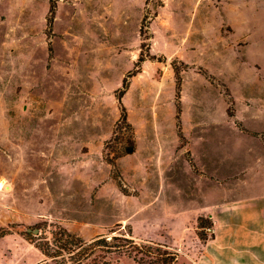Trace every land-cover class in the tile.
Wrapping results in <instances>:
<instances>
[{
	"label": "rangeland",
	"instance_id": "374dc122",
	"mask_svg": "<svg viewBox=\"0 0 264 264\" xmlns=\"http://www.w3.org/2000/svg\"><path fill=\"white\" fill-rule=\"evenodd\" d=\"M250 136H264V0H0V264H56L38 245L58 228L228 264L213 224L262 193Z\"/></svg>",
	"mask_w": 264,
	"mask_h": 264
},
{
	"label": "trees",
	"instance_id": "16d2710c",
	"mask_svg": "<svg viewBox=\"0 0 264 264\" xmlns=\"http://www.w3.org/2000/svg\"><path fill=\"white\" fill-rule=\"evenodd\" d=\"M54 10V4L50 5V13ZM175 74L178 72L175 69ZM179 77V76H178ZM178 83H179V78ZM126 83L122 86V91L126 90ZM117 123L127 128L128 132L122 134L128 146L124 149V154L134 152L133 131L127 122L124 108ZM203 220L197 219L198 223ZM212 228L209 220L207 229ZM32 242V239H29ZM43 244L38 245L43 255L56 264H121L119 259L125 257L133 264H175L177 253L164 244L152 241H135L131 232H116L113 235H98L90 242H85L79 237L69 233L63 228H58L53 242H48L46 238H41ZM33 243V242H32Z\"/></svg>",
	"mask_w": 264,
	"mask_h": 264
},
{
	"label": "crops",
	"instance_id": "0c3cea01",
	"mask_svg": "<svg viewBox=\"0 0 264 264\" xmlns=\"http://www.w3.org/2000/svg\"><path fill=\"white\" fill-rule=\"evenodd\" d=\"M250 139L253 143L244 146L243 153L251 160L252 174L263 180L253 184V189L262 193L250 195L244 204L236 202L223 208L228 215L227 229L216 230L213 224V253L227 255L228 264H243L242 259L248 255L252 256L251 264H264V136H250ZM208 217L213 219V213Z\"/></svg>",
	"mask_w": 264,
	"mask_h": 264
}]
</instances>
